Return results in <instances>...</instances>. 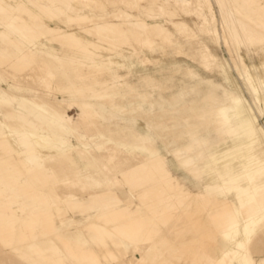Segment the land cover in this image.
I'll use <instances>...</instances> for the list:
<instances>
[{
  "label": "rangeland",
  "instance_id": "obj_1",
  "mask_svg": "<svg viewBox=\"0 0 264 264\" xmlns=\"http://www.w3.org/2000/svg\"><path fill=\"white\" fill-rule=\"evenodd\" d=\"M220 10L0 0V264H264V41Z\"/></svg>",
  "mask_w": 264,
  "mask_h": 264
},
{
  "label": "bare ground",
  "instance_id": "obj_2",
  "mask_svg": "<svg viewBox=\"0 0 264 264\" xmlns=\"http://www.w3.org/2000/svg\"><path fill=\"white\" fill-rule=\"evenodd\" d=\"M219 1V4L221 5V10H220V13L222 15V20L224 21V23H226V25L228 26V29H229V32L233 38L234 41L238 42V43H241V42H245V41H248L250 39H253V38H256L258 39L259 43H261L262 41H264V22L259 20V21H256L254 23V28H251L247 23H245L236 13L237 11L234 12V10H232L230 8V6L227 4V3H224L222 1L224 0H218ZM226 2V1H225ZM264 7V6H263ZM233 8V7H232ZM253 8V7H252ZM251 8V9H252ZM262 8V7H261ZM258 11V10H257ZM243 12V11H242ZM241 13V12H240ZM239 13V14H240ZM258 13V12H257ZM257 13H255L254 11V14L257 16V17H262V15H258ZM255 16V17H256ZM264 17V16H263ZM251 41V40H250ZM249 42V41H248ZM235 44V43H234ZM240 46V44H239ZM26 88V87H25ZM97 95V94H96ZM86 108V107H84ZM84 108H83V111H84ZM87 109V108H86ZM55 111V110H54ZM51 112V111H50ZM49 112V113H50ZM55 117H57V121L60 122L62 120H65L64 118L66 116H64V118L62 116H59V115H53ZM66 121V120H65ZM64 121V122H65ZM51 125H54V124H51ZM58 123L57 125H55V128H57ZM51 127V126H50ZM46 128V127H45ZM49 128V127H48ZM47 128V129H48ZM50 129V128H49ZM58 129V128H57ZM23 130V129H22ZM52 131L55 130V129H51ZM34 131V130H33ZM64 131V130H63ZM59 135V134H58ZM63 135V134H62ZM1 136V135H0ZM59 137V136H58ZM33 138V137H32ZM38 140V139H37ZM63 141V140H62ZM43 142V141H42ZM245 241V239H244ZM243 241V242H244ZM243 242H240L238 244V248L240 249H243L244 250V246H243ZM242 250V251H243ZM246 252V251H244ZM224 256L226 257L227 259V252L225 251L224 253ZM239 258V256L237 257V259ZM212 259V258H211ZM236 260V259H235ZM212 261V260H211ZM214 262V261H213ZM228 264H230V261L228 262ZM241 264V263H240ZM243 264V263H242Z\"/></svg>",
  "mask_w": 264,
  "mask_h": 264
}]
</instances>
